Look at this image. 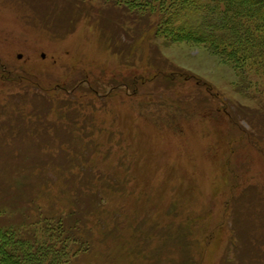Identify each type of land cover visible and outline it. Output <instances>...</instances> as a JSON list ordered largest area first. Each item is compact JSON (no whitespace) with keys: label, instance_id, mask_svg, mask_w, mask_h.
<instances>
[{"label":"rangeland","instance_id":"rangeland-1","mask_svg":"<svg viewBox=\"0 0 264 264\" xmlns=\"http://www.w3.org/2000/svg\"><path fill=\"white\" fill-rule=\"evenodd\" d=\"M174 2L0 0V247L51 213L74 264H264V59Z\"/></svg>","mask_w":264,"mask_h":264},{"label":"trees","instance_id":"trees-1","mask_svg":"<svg viewBox=\"0 0 264 264\" xmlns=\"http://www.w3.org/2000/svg\"><path fill=\"white\" fill-rule=\"evenodd\" d=\"M174 1L171 6H175V10L178 8L181 10L178 18L180 20L175 21L172 18L169 22L175 25V29H182L179 30V34L218 47L229 46L234 52L240 53L242 58L247 52L245 48L248 47L250 52L245 59L253 57V65L263 63L264 36L260 35L258 27L255 31L251 26L257 23L258 26L264 27V0ZM97 12L98 20L105 23L109 11L101 9ZM140 20L143 21L142 18ZM176 22H179V27L176 26ZM141 24L145 25V22ZM249 40L256 43L250 45ZM259 42L263 44L259 46ZM66 98L67 96L62 100L59 97L62 102L66 101ZM51 99L58 100V96L48 100ZM67 102L69 103L67 105L71 106L72 102L76 104L72 98ZM40 216L37 223L23 221L24 229L16 227L1 233L2 236H7L11 231L14 235L5 248L0 247V264H74L78 252L88 249L86 236H90V232L80 226L81 223H73L66 217L51 213ZM4 239L6 240V237ZM68 240L73 242L70 246L67 245Z\"/></svg>","mask_w":264,"mask_h":264}]
</instances>
